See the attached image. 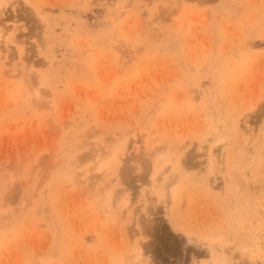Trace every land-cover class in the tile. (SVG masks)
<instances>
[{"label":"rangeland","instance_id":"obj_1","mask_svg":"<svg viewBox=\"0 0 264 264\" xmlns=\"http://www.w3.org/2000/svg\"><path fill=\"white\" fill-rule=\"evenodd\" d=\"M0 264H264V0H0Z\"/></svg>","mask_w":264,"mask_h":264},{"label":"bare ground","instance_id":"obj_2","mask_svg":"<svg viewBox=\"0 0 264 264\" xmlns=\"http://www.w3.org/2000/svg\"><path fill=\"white\" fill-rule=\"evenodd\" d=\"M142 256V255H141Z\"/></svg>","mask_w":264,"mask_h":264}]
</instances>
